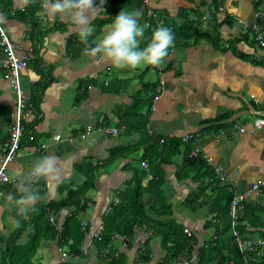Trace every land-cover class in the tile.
Segmentation results:
<instances>
[{
	"label": "crops",
	"instance_id": "1",
	"mask_svg": "<svg viewBox=\"0 0 264 264\" xmlns=\"http://www.w3.org/2000/svg\"><path fill=\"white\" fill-rule=\"evenodd\" d=\"M27 1L13 0L12 10L27 8ZM54 4L55 0H43L41 6L46 17L43 19L41 16L42 25L43 27L46 25L44 29H47L58 22L64 26V31L50 32L41 46V58L44 66L50 67L53 83L44 92L40 106L41 119L33 129L36 134L45 137L43 142L47 147L43 152L44 157H55L61 179L43 178L46 188L44 203L62 198L59 194V186L63 181L72 180L75 186L81 183L80 177H75L77 164L85 166L90 163L99 169L96 171L95 187L87 193L90 201L89 208L80 216L82 227L88 228L90 233L84 239L80 255L62 259L57 239H49L51 235L42 234L44 237H41L32 258V264H61L60 259L70 264H106L97 256L94 242L91 241L92 231L96 230L107 206L114 197L117 198L118 192H124L130 182L132 186L134 185L132 178L135 171L139 173L143 170L139 167V159L134 156L133 160H117L113 170H110L109 164L103 167L101 163L107 158L110 149L136 144L138 135L120 130L117 136L97 133L85 140H80L76 137V133L86 127L102 124L107 125L109 129L118 130L116 125L119 119L116 114L119 109L123 111L129 107L132 93L139 88L143 78L141 74L135 73L136 69H117L102 58L87 57L82 52L77 53L75 48L78 46L75 44H72L74 48L71 46L68 48L67 40L78 39L77 24L70 16L58 12ZM255 5L258 12L264 13V0H215V4H212V0H149L148 2L151 11L159 13L173 26L181 25L186 18L191 21L198 19V16L202 14L199 9L205 6L204 13L201 15L203 19L197 20L201 32L216 36L224 43V49L231 44L227 50H223L222 47L217 50L205 41L187 48L172 46L169 49V55L159 66L160 70L164 68L161 72L164 79L163 87L166 86L165 98L162 99L164 108L154 119L152 113L156 110L151 113L147 131L166 139L183 138L200 133L203 121L227 114L228 117L223 124H229L230 127L224 130V134L201 136L193 144V150L200 149V155L210 159L209 164L212 168H222L226 181L229 180L226 184L232 185L236 197L247 192L252 184L264 180V129L254 133L251 130L254 119L262 118L261 116L264 115L262 110L264 68L253 66L249 62V60L263 61L264 48L258 47L251 34L246 36L248 31L243 24L255 21ZM105 7L106 0H101L98 6L99 11L88 17L90 27L95 19L106 17ZM111 24L103 26L93 39L110 30ZM0 26L16 46L17 56L28 59L32 50L31 42L27 38L28 26L3 18L1 13ZM234 52L246 56L247 61L235 56ZM4 57L0 50V147L7 140L9 129L14 121L13 94L3 78ZM151 71L159 74L157 67ZM131 75L138 77V79L133 78L138 81L136 85L130 81ZM146 75L147 73L144 76ZM41 79V76L28 68L21 73L27 102L30 89ZM124 80L127 83L123 84ZM108 82L117 89L121 86V89L118 92L115 90L111 93L103 92L102 89ZM85 86H87L86 99L82 100L80 105L74 106L75 97ZM223 98L225 101H221ZM157 102H160V96ZM225 108L226 110L221 112ZM106 120L107 124L104 123ZM232 123L243 126L245 132L232 130ZM36 154L34 149L26 148L19 158L8 165L9 176L15 181V188L19 194L25 195L32 190L33 179L30 170L31 162ZM181 161L182 157H178L174 165L163 167L168 181L165 191L167 198L171 200H174L176 191L179 190L183 195L189 191L187 187L190 184L189 181L184 183L185 186L180 187L172 178ZM125 165L128 166L127 169ZM116 166H120L122 170L117 169ZM148 180L149 175L143 180V186ZM171 184L175 187L173 191L170 188ZM1 190L3 191L2 188ZM248 201L264 204V197L251 195ZM11 204L13 203L8 202L7 198L0 197V254L5 251V243L16 224L14 217L10 214L9 205ZM178 206L177 204L174 206L176 221L183 223L187 229L199 231L202 240L207 237L210 232L203 229L206 210L190 213ZM28 208L24 210L21 206L18 214L24 215ZM70 212V209H65L54 217L52 212L47 211V218H52L50 224L55 222L60 228L64 218L69 216ZM34 229V224H29L17 241V246L26 244L30 239L29 232ZM149 235L137 230L130 246L127 241L117 236L112 240L110 249L118 255L123 254L127 264H137L135 252L145 244ZM149 247L153 258L147 264L161 261L164 253L160 249L159 242L153 240L149 243Z\"/></svg>",
	"mask_w": 264,
	"mask_h": 264
},
{
	"label": "trees",
	"instance_id": "2",
	"mask_svg": "<svg viewBox=\"0 0 264 264\" xmlns=\"http://www.w3.org/2000/svg\"><path fill=\"white\" fill-rule=\"evenodd\" d=\"M42 3L43 0H28L27 8L12 10L13 0H0V13L3 18L15 20L28 26L27 38L31 42L32 50L30 57L26 59V69L32 70L42 78L30 89L27 104L33 111L34 119L25 124L26 127L19 147L21 154L26 148H32L37 152L31 162V168L34 161L44 157L45 148H42V146L45 137L36 134L33 127L41 119L40 106L44 92L53 83L50 67L46 68L41 58V46L50 32L64 31V26L58 22H55L56 25L44 29L47 26L44 25L43 27L42 25L41 16L43 19L46 17L41 6ZM96 3L99 6L101 2L96 0ZM212 4H215V0H212ZM204 9L205 6L199 9L201 15H203ZM254 9L258 12L256 5ZM121 10L140 12L138 20L145 27V35L140 43L141 48L147 45L159 22H161V26L164 24L163 26L171 29L174 35L173 47L187 48L201 41L207 42L217 50H220V47L227 50L231 46V44L230 46L227 45L228 48L224 49V43L216 36L201 32L197 20L203 19V16L200 15L198 19L192 21L186 18L181 25L173 26L156 11L152 10L153 15L148 16L149 9L145 7L144 0H106L104 10L106 17L95 19L92 22L91 27H93L94 36L90 39H93L103 26L112 23L113 16ZM248 35L250 33L246 36ZM11 43L13 42L11 41ZM72 44L78 46V48H75L77 53H84L85 45L80 42L79 38L67 40L66 46L68 48L72 47ZM258 47L260 46L258 45ZM234 53L241 60L247 61L246 56L237 52ZM249 62L253 66L264 68V60H249ZM154 68L151 65L148 67L150 70ZM163 71L164 68L160 70V72ZM146 73H148L147 70L144 74ZM112 82L116 83L115 81ZM109 83L111 82H108L106 86L104 85L103 92L111 93L113 90L118 92L121 89V86L117 89L112 83ZM124 83H127V81L124 80ZM158 88L160 89L158 81L157 84L156 82L140 81L139 88L132 93L129 107L123 111L119 109L116 114L119 119L116 125L119 132L121 130L130 134H137L138 141L134 145L110 149L107 158L101 164L103 167L109 164L110 170H113L117 160H133L132 157L134 156V158L139 159V167L143 171L139 173L135 171L132 178L134 185L132 186V182L128 183L124 192H118L117 198L114 197L107 206L104 217L97 226V228L100 225L103 226L101 238L99 241L91 238L97 256L106 264H127L123 254L117 255V252L112 249L107 254L105 251L111 248L112 240L117 236L127 241L128 246H130L137 230H141L145 234L150 232V235L145 244L135 252L137 264H147L152 260L149 243L153 240L159 242L160 249L164 253L162 260L154 261V264H181L180 258H185L190 264H264V204L251 203L248 201L249 199L239 200L238 205L242 207V211L238 213L236 222H233L232 218L226 215H229L231 202L234 198H237L232 185L224 184V181H221L215 174L214 168L200 154L197 157H190L195 143L194 139L197 137L198 141L203 135H220L229 126V124H223L228 115H220L212 120L203 121L201 123L203 128L200 133L188 135L190 139L186 143L183 142L181 137L166 139L155 136L147 131V126L153 112L152 108L157 103L154 98L160 95L158 94ZM86 89L87 86L83 87L79 95L75 97L74 106L80 105L81 101L86 99ZM262 110L264 112V107ZM261 117L264 118V115ZM104 123L107 124L108 121L106 120ZM232 125L234 124L232 123ZM94 127L108 128L104 124L94 125ZM78 132L76 133L77 138ZM178 157H182V161L177 172L172 173V178L180 187L185 186L186 181H189L188 183L192 186L188 184L189 191L185 195L181 194L179 190L176 191L177 194L174 195V200H171L167 198L165 191L168 187V181L165 178L163 167L174 165ZM96 167L87 163L83 170L84 179L82 184L74 186L73 181L65 180L59 186V194L62 195V198L50 201L47 204L44 203L46 188L43 178L37 180L32 176L33 186L31 192H36L39 198L22 216L18 214L21 205L16 204V199L24 194H19L15 188L16 185L9 184L2 187L3 191L7 192L6 194L13 197L11 200L8 199V202L13 203L9 205L10 214L14 217L16 224L14 231L5 243V251L0 254V264H32V258L36 253L41 237H44L42 234L51 235L49 239L56 238L58 248L63 252L65 251L67 256L80 255L84 239L86 235L90 234L88 228L82 227L80 216L89 208L90 201L87 198V192L95 187L93 180L96 176ZM116 167L122 170L120 166ZM126 167L128 166L125 165ZM75 168L82 175L83 171L79 170L81 168L77 166ZM147 175H149V180L143 186V180ZM170 188L172 191L175 189L173 184ZM258 196L264 197V187L261 188ZM115 198L118 199V204H114ZM175 204L190 213L205 209L203 229L209 231V235L202 240L199 231L187 229L183 223L177 222L174 218ZM108 208H110V212L106 213ZM65 209H70L71 212L69 216L64 218L61 227L59 228L55 222L50 224L51 221L47 218V211L52 212V216L55 217ZM24 217H27V219H24ZM29 224L35 226V229L29 232L30 239L23 246H17V241ZM184 230L190 231L191 235L188 237ZM94 232L95 230L92 231V235ZM236 235L243 243L260 242L261 244H254L250 250L242 251L237 244ZM254 235L257 236L253 237ZM17 260H21V262H17Z\"/></svg>",
	"mask_w": 264,
	"mask_h": 264
},
{
	"label": "clouds",
	"instance_id": "3",
	"mask_svg": "<svg viewBox=\"0 0 264 264\" xmlns=\"http://www.w3.org/2000/svg\"><path fill=\"white\" fill-rule=\"evenodd\" d=\"M54 7L62 15L70 16L77 24L78 38L85 45L83 52L87 57L102 58L117 69L134 70L148 65L159 67L174 44L171 29L158 26L152 32L147 45L141 48L140 43L144 38L145 29L139 23V11L121 10L112 19L110 30L98 38L90 39L94 36V30L89 26L88 17L99 11L96 0H55ZM30 175L37 180L49 177L61 179L56 167V159L52 156H45L34 161ZM38 198L36 192H30L16 199V204L23 206L26 210L34 205ZM8 199L11 200L13 197L9 196Z\"/></svg>",
	"mask_w": 264,
	"mask_h": 264
},
{
	"label": "built area",
	"instance_id": "4",
	"mask_svg": "<svg viewBox=\"0 0 264 264\" xmlns=\"http://www.w3.org/2000/svg\"><path fill=\"white\" fill-rule=\"evenodd\" d=\"M149 0H144V4H148ZM148 16H152V11L148 10ZM255 21L253 23H243L244 28L249 31L252 35L253 40L259 45L260 47H264V13L255 12L254 14ZM161 26V24H158ZM0 49L4 54V60L2 62L3 68V78L9 84L10 90L14 96V122L11 124L9 129V136L8 139L5 140L1 145V158H0V197H5L8 199L10 194H6L1 188L4 185H13L15 186V181L12 180L8 173V165L14 159H17L21 156V151H19L20 141L25 129V122L34 119V114L32 109L28 107L27 98L25 95V91L21 81V73L26 69L27 64L26 60L20 59L16 54V46L11 43L8 36L0 27ZM158 84L160 86V90L163 88V80L160 77L161 72L160 68L158 67ZM159 96L154 98V101H158ZM154 111V106L152 108ZM252 129L253 133L256 131H260L264 129V118L254 119L252 122ZM232 130L238 131L240 133L245 132V128L241 125L234 124L232 126ZM118 130L116 129H109L105 127H94L89 126L86 127L85 130L78 132V138L80 140H85L87 137L92 136L94 134H105L110 136H117ZM224 131L220 133L223 135ZM190 139V136H185L183 138V142H187ZM195 142L197 141V137L194 139ZM47 145H43L42 148H46ZM200 154L198 148H194V150L190 153V157H197ZM207 162L210 163V159H207ZM215 174L220 178L221 181H224V175L222 172L221 167L214 168ZM264 187V180L258 181L252 184L251 188L245 192L242 196L234 198L229 206V216L232 218L233 222H236L238 219V213L242 211V207L238 205L239 200L249 199L251 195H260L261 188ZM114 204H118V199H114ZM110 212V208L107 209L106 213ZM52 222V218L49 219ZM103 232V226L100 225L95 232L93 233V238L95 240H100L101 234ZM184 233L189 237L191 235L190 231L184 230ZM237 244L242 251L247 250L254 245H260V242L257 243H243L241 239L236 235ZM110 251L108 248L105 253L107 254ZM61 254V258H67V254L59 249ZM105 258V257H104ZM107 260V259H106ZM160 264V263H159ZM181 264H190L187 260L181 262Z\"/></svg>",
	"mask_w": 264,
	"mask_h": 264
},
{
	"label": "rangeland",
	"instance_id": "5",
	"mask_svg": "<svg viewBox=\"0 0 264 264\" xmlns=\"http://www.w3.org/2000/svg\"><path fill=\"white\" fill-rule=\"evenodd\" d=\"M145 5V7L146 8H149L148 7V4H144ZM150 9V8H149ZM118 15V14H117ZM117 15H114L113 17L115 18ZM158 24H161V22H159ZM93 28V27H92ZM248 33H249V31H248ZM247 33V34H248ZM77 36V35H76ZM148 67H149V65L148 66H144V67H141V68H137L136 70H135V73L137 74V75H142V77L141 78H143V82H145L146 80H148V81H150V82H156V84H157V80H158V77H159V74H155L153 71H151L150 69H148ZM147 68V71H148V73H147V75L146 76H144L145 74H144V71H145V69ZM123 77H127V76H124L123 75ZM130 77H132L131 78V80L130 81H132V83L134 84V85H136V83L138 82L137 81V79H138V77H136L135 75H131ZM137 78V79H133V78ZM160 77L163 79V77H162V75H160ZM124 79H126V78H124ZM142 80V79H141ZM163 81H164V79H163ZM159 89V88H158ZM165 93H166V86L164 85V87L160 90H158V94H160L159 96H160V102H157L155 105H154V108H155V110H156V112L154 111V113H152V118L154 119V117H156L157 116V114L160 112V111H162L163 110V108H164V103H163V101H162V99L163 98H165ZM14 98V97H13ZM221 101H225V98H223V99H221ZM223 105V104H222ZM224 110H226V108L225 109H222L221 110V112L222 111H224ZM89 137H91V136H89ZM185 137V136H184ZM183 137V138H184ZM185 143V142H184ZM43 145H45V144H43ZM231 146V145H230ZM199 151H200V149H198ZM201 153V152H200ZM137 158H138V156H137ZM92 163V162H91ZM76 167V166H75ZM77 167H79V168H81V169H79V170H81V171H83L84 170V165H82V164H77ZM99 168H96L95 169V171H97ZM80 171H77V174H75V177H80V179L81 180H83L84 179V171L82 172V175L79 173ZM95 174H96V172H95ZM74 177V178H75ZM72 181V180H71ZM64 182V181H63ZM93 182L95 183V182H97V178H96V176L94 177V180H93ZM229 182V180L228 181H226V178L224 177V184H226V183H228ZM82 184V181H81V183L79 184V185H81ZM75 186V185H74ZM91 191H88L87 193H90ZM148 233H150V232H148ZM118 255V254H117ZM61 260V259H60ZM59 260V262L61 263V264H70V262H65V261H60ZM180 260H182V261H184L185 260V258H180ZM17 262H21V260H17ZM65 262V263H64Z\"/></svg>",
	"mask_w": 264,
	"mask_h": 264
},
{
	"label": "bare ground",
	"instance_id": "6",
	"mask_svg": "<svg viewBox=\"0 0 264 264\" xmlns=\"http://www.w3.org/2000/svg\"><path fill=\"white\" fill-rule=\"evenodd\" d=\"M152 15H153V14H152ZM150 19H151V17H150ZM154 19H155V17H154ZM147 20H148V19H147ZM149 22H150V21H149ZM155 22H157V21H155ZM152 23H153V22H152ZM162 23H163V22H162ZM145 24H146V23H145ZM148 24H149V23H148ZM149 25H150V24H149ZM163 25H164V24H163ZM163 25H162V26H163ZM152 26H153V25H152ZM150 27H151V26H150ZM144 28H145V27H144ZM146 31H148V30H146ZM78 139H79V138H78ZM2 189H3V188H2ZM6 193H7V192H6ZM7 200H8V199H7ZM225 213H226V212H225ZM227 213H228V212H227ZM226 215L229 217L228 214H226ZM230 218H231V217H230ZM216 220H217V219H216ZM219 220H220V219H219ZM215 222H216V221H215ZM215 222H214V223H215ZM157 263H158V262H157Z\"/></svg>",
	"mask_w": 264,
	"mask_h": 264
}]
</instances>
